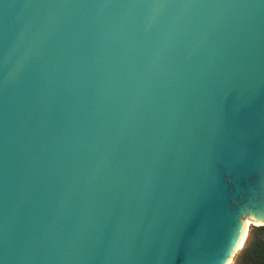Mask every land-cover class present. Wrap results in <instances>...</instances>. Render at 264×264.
Segmentation results:
<instances>
[{
    "label": "water",
    "instance_id": "water-1",
    "mask_svg": "<svg viewBox=\"0 0 264 264\" xmlns=\"http://www.w3.org/2000/svg\"><path fill=\"white\" fill-rule=\"evenodd\" d=\"M248 221L264 0H0V264H225Z\"/></svg>",
    "mask_w": 264,
    "mask_h": 264
},
{
    "label": "trees",
    "instance_id": "trees-1",
    "mask_svg": "<svg viewBox=\"0 0 264 264\" xmlns=\"http://www.w3.org/2000/svg\"><path fill=\"white\" fill-rule=\"evenodd\" d=\"M234 264H264V227L252 226Z\"/></svg>",
    "mask_w": 264,
    "mask_h": 264
},
{
    "label": "snow or ice",
    "instance_id": "snow-or-ice-1",
    "mask_svg": "<svg viewBox=\"0 0 264 264\" xmlns=\"http://www.w3.org/2000/svg\"><path fill=\"white\" fill-rule=\"evenodd\" d=\"M247 223H250V221L242 222L240 227L233 232L231 238L227 242L225 264H231V255L234 254L236 248L241 245L242 238L244 237L247 228Z\"/></svg>",
    "mask_w": 264,
    "mask_h": 264
},
{
    "label": "bare ground",
    "instance_id": "bare-ground-1",
    "mask_svg": "<svg viewBox=\"0 0 264 264\" xmlns=\"http://www.w3.org/2000/svg\"><path fill=\"white\" fill-rule=\"evenodd\" d=\"M253 222H251L250 221V223H247V228H246V231H245V235H244V237L242 238V243H241V247H243V243H245L244 241L246 240L245 238H246V234L248 233V227L250 226V224H252ZM254 224H256V223H254ZM240 246H238V247H240Z\"/></svg>",
    "mask_w": 264,
    "mask_h": 264
},
{
    "label": "rangeland",
    "instance_id": "rangeland-1",
    "mask_svg": "<svg viewBox=\"0 0 264 264\" xmlns=\"http://www.w3.org/2000/svg\"><path fill=\"white\" fill-rule=\"evenodd\" d=\"M252 226H255V225L250 224L249 229H251ZM248 232H249V231H248ZM240 250H241V249H240ZM240 250H239V251H240ZM239 251L233 256L232 261H231V264H234V263H235V261H236V257H237V255H238Z\"/></svg>",
    "mask_w": 264,
    "mask_h": 264
}]
</instances>
